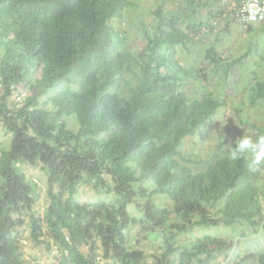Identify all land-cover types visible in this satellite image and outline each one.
<instances>
[{"label":"trees","instance_id":"obj_1","mask_svg":"<svg viewBox=\"0 0 264 264\" xmlns=\"http://www.w3.org/2000/svg\"><path fill=\"white\" fill-rule=\"evenodd\" d=\"M185 3L168 11L156 2L151 27L138 21L137 48L122 26L140 0H0L6 87L0 124L12 132L0 156V264H27L18 228L23 212L32 238L61 250L60 264H149L145 251L128 242L133 225L146 236L161 235L165 248L154 264H238L237 258L264 264V250L242 257V243L217 234L179 243L182 253L173 246L180 234L198 229L242 223L255 234L264 229V168L249 169L250 153L231 161L226 148L208 167L193 165L188 141L204 140V127L225 103L207 89L210 74L202 64L191 69L180 59L220 19L249 30L255 24L233 16L229 0ZM203 12L207 20L197 21ZM256 24L264 31V23ZM203 55L214 70L232 66L214 43ZM251 64L257 104L264 102V68ZM191 80L199 85L195 94L187 91ZM17 86L24 99L11 109L7 97ZM19 164H41L47 172L44 216L34 210L39 183ZM81 184H92L100 196L80 201Z\"/></svg>","mask_w":264,"mask_h":264},{"label":"rangeland","instance_id":"obj_2","mask_svg":"<svg viewBox=\"0 0 264 264\" xmlns=\"http://www.w3.org/2000/svg\"><path fill=\"white\" fill-rule=\"evenodd\" d=\"M156 2L163 3L168 11L177 5H186L185 0H140V7L128 16L126 24L122 26V31L126 30L128 34V44L130 46L141 48L143 39L140 31H138L137 24L140 19H144L146 25L151 27L154 22L151 10L155 7ZM198 17H196L197 21L200 18L207 20V13L203 12ZM258 27L259 24H255V28L249 30L246 26L242 28L240 24H236L231 20L220 19L216 27L206 34L201 41L194 40L190 51L180 52V59L185 66L191 69L202 66L201 68L205 67L207 69L210 74V80L206 84L207 89L225 103L211 121L207 123V127H204V130L208 133L202 137L204 140L194 137L187 143V145H193L188 150L192 158L198 161L193 164L197 169L208 167L219 155L226 152V148L229 149L232 142L243 137V135L251 136L254 140L264 135V102L254 104L251 101V86L254 84L255 79L251 76V61L258 62V65H255L256 70L264 68L261 67L264 66V31L257 29ZM227 28L228 32L225 30ZM194 30L191 27L189 31ZM212 43L218 47V52L225 59L224 64L232 63L228 72L225 71L222 65L214 70L215 64L205 60L203 51L205 47H209ZM246 50L250 51L249 55H246L244 60L241 61L240 57ZM237 60H240V62ZM17 87L7 97L11 109H18L22 106L21 102L17 101V92L23 89ZM186 87L187 91H193V94L199 91V85L193 80ZM5 92L6 87L0 85V96ZM28 92L31 93V91ZM11 140L12 132L8 131L3 124H0V156L4 150L10 149ZM19 166L27 175L39 183L34 210L36 214L44 216L49 204L47 172L41 164H19ZM260 182L264 186V174ZM99 196L92 184H81L79 186L78 199L80 201H93ZM137 201L142 203L144 199L138 197ZM262 201L264 204V198ZM129 208L132 209L131 206ZM19 217L22 222L19 223L18 228L21 233L20 239L26 253L27 264H60L62 252L58 246L54 242H51V246L47 243L36 242L31 236L29 213L23 212ZM203 233L217 234L231 241L242 243L244 251L242 257L251 252L264 250V229L261 234H255L251 227L242 223L234 227L222 225L217 228H205L201 231L198 229L195 233L180 234L178 242L173 243V246L177 248L176 252L182 253V248L178 251L179 243L193 242L194 237H200ZM127 234L131 246L141 247L148 255L149 264H154L155 254L160 255L164 252L165 247L161 241V235L158 233H150L146 236L139 225H133L129 228ZM235 260L239 261L238 264H257L252 259L245 262L240 261L239 258ZM223 262L224 260H220V264ZM98 264L118 263L110 259H101Z\"/></svg>","mask_w":264,"mask_h":264},{"label":"clouds","instance_id":"obj_3","mask_svg":"<svg viewBox=\"0 0 264 264\" xmlns=\"http://www.w3.org/2000/svg\"><path fill=\"white\" fill-rule=\"evenodd\" d=\"M251 154L249 169L259 171L264 168V135L253 139L243 135L235 141V146L228 149L227 157L231 161H238L246 154Z\"/></svg>","mask_w":264,"mask_h":264},{"label":"built area","instance_id":"obj_4","mask_svg":"<svg viewBox=\"0 0 264 264\" xmlns=\"http://www.w3.org/2000/svg\"><path fill=\"white\" fill-rule=\"evenodd\" d=\"M229 2H232L233 16L244 25L264 23V0H229ZM24 95L25 93L22 95L17 93V101H22Z\"/></svg>","mask_w":264,"mask_h":264}]
</instances>
